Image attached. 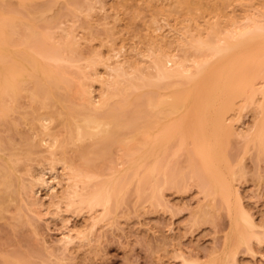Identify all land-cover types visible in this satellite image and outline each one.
Returning a JSON list of instances; mask_svg holds the SVG:
<instances>
[{"label":"rangeland","instance_id":"obj_1","mask_svg":"<svg viewBox=\"0 0 264 264\" xmlns=\"http://www.w3.org/2000/svg\"><path fill=\"white\" fill-rule=\"evenodd\" d=\"M74 1L0 0V4L35 20L40 30L59 41L73 37L81 63H91L114 47L110 54L117 56L111 54V63L118 56L122 60L143 52L147 64L143 67L152 73L145 70L143 75L151 78L153 69L147 68L151 54L160 44L164 47L170 36L173 39V32L182 27L180 18L195 27L189 14L174 10L171 0L153 4L147 0ZM195 12L199 18H219L203 9ZM231 17L237 26L231 24ZM219 19L234 29L250 20L264 23V0H228ZM168 50L185 55L178 45ZM97 69L101 78L108 79L105 65L98 64ZM89 80L98 96L100 82L94 74H89ZM261 101V95L248 91L236 99L235 109L228 114L234 132L226 141V153L237 196L231 197V208L194 175L189 160L192 143L182 144L179 137L172 139L159 171L124 176L114 187L118 162L128 158L118 146L107 158L98 157L93 167L85 169L91 176L90 190L108 184L113 194L109 203L90 208L69 205V171L59 162L49 163L45 142L24 118L31 103L23 94L0 120V166L10 158L17 161L11 185L0 184V264H184L186 259L189 264H264V149L255 136L258 129L264 134V118L257 108ZM56 120L53 131L62 132L65 116ZM77 149L70 145L67 158L79 165L84 159ZM38 174H46L48 180L52 174L57 176L58 185L54 176L49 181L56 184L54 192L42 184L30 186ZM242 212L257 224L256 235L245 242L234 232L237 223L247 229Z\"/></svg>","mask_w":264,"mask_h":264},{"label":"bare ground","instance_id":"obj_2","mask_svg":"<svg viewBox=\"0 0 264 264\" xmlns=\"http://www.w3.org/2000/svg\"><path fill=\"white\" fill-rule=\"evenodd\" d=\"M155 1L147 0L150 4ZM169 4L189 14L188 20H194L195 27L180 18L182 27L173 32L174 40L167 37L165 46L160 44L151 54L147 68L153 69V78L143 75L148 69L143 67L145 55L141 56L139 49L132 51L136 53L130 55L132 58L112 56L116 60L111 63L110 52L115 47L109 48L108 56L100 53L97 60L81 63L73 37L64 36L59 41L56 35L40 30L35 20L0 4V120L20 96H27L31 103L30 112L24 115L27 124L45 142L49 163L54 166L59 162L69 171V205L92 208L107 204L122 177L159 171L175 137L182 144L188 140L192 143L190 166L212 194L220 195L230 208L231 197L237 198L226 153V141L234 132L228 114L235 109L236 99L250 91L252 96L261 95L257 108L264 118V23L250 20L240 24V29L229 27L219 19L228 0H171ZM200 9L219 18H199L195 11ZM154 22L152 19L151 24ZM230 22L237 24L235 17ZM172 45H178L185 55L170 52ZM98 64L105 65L108 79L101 78ZM89 74L101 84L98 96ZM39 109L45 111L37 113ZM62 115L64 129L54 132L56 119ZM255 136L264 149L263 129ZM87 140L91 142L85 144ZM70 145L78 148L84 162L78 165L67 158ZM114 146L128 159L118 162L121 166L114 173L112 188L107 184L91 191V176L85 169L93 167L98 157L107 158ZM16 165V159L10 158L0 166V184L4 187L11 185ZM45 175H32L30 186L42 184L54 192L56 184ZM55 182L58 185L59 181ZM242 218L247 229L237 223L234 232L245 242L254 236L257 224L248 214ZM184 262L189 264L187 259Z\"/></svg>","mask_w":264,"mask_h":264}]
</instances>
